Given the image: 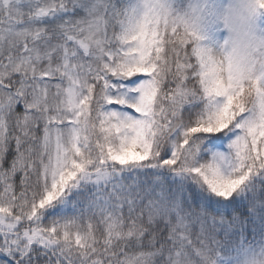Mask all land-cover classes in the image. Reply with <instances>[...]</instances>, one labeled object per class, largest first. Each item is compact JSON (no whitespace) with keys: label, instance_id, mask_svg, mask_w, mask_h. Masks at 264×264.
Instances as JSON below:
<instances>
[{"label":"snow or ice","instance_id":"obj_1","mask_svg":"<svg viewBox=\"0 0 264 264\" xmlns=\"http://www.w3.org/2000/svg\"><path fill=\"white\" fill-rule=\"evenodd\" d=\"M212 7L0 0V264H264V46Z\"/></svg>","mask_w":264,"mask_h":264},{"label":"clouds","instance_id":"obj_2","mask_svg":"<svg viewBox=\"0 0 264 264\" xmlns=\"http://www.w3.org/2000/svg\"><path fill=\"white\" fill-rule=\"evenodd\" d=\"M211 16L201 21L204 35L219 29L224 39L210 45L214 59L224 64L233 52H243L250 46H264V35L254 26L257 14L264 11L256 0H212ZM207 41V40H206Z\"/></svg>","mask_w":264,"mask_h":264},{"label":"rangeland","instance_id":"obj_3","mask_svg":"<svg viewBox=\"0 0 264 264\" xmlns=\"http://www.w3.org/2000/svg\"><path fill=\"white\" fill-rule=\"evenodd\" d=\"M254 26L256 31L260 35H264V11H261L257 14L255 18ZM225 35H226L225 32L216 29L209 33L206 43H208L209 45L218 43L219 41H222L224 39Z\"/></svg>","mask_w":264,"mask_h":264}]
</instances>
